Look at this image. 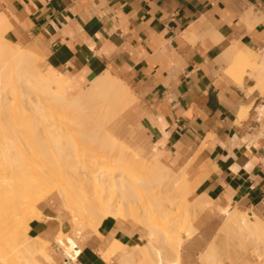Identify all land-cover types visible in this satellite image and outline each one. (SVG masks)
I'll list each match as a JSON object with an SVG mask.
<instances>
[{
	"label": "crops",
	"instance_id": "obj_1",
	"mask_svg": "<svg viewBox=\"0 0 264 264\" xmlns=\"http://www.w3.org/2000/svg\"><path fill=\"white\" fill-rule=\"evenodd\" d=\"M0 15L8 42L64 77L67 99L105 73L125 85L132 101L105 132L148 163L184 171L195 186L187 201L206 203L181 245V264H202L210 242L220 251L218 208L264 224V87L252 69L264 68V0H0ZM231 51L251 65L238 78L227 73ZM50 197L28 235L47 242L53 264H119L99 249L145 241L140 226L112 218L74 238L46 212L57 202ZM60 231L80 249L74 259L56 244ZM239 264H264V256Z\"/></svg>",
	"mask_w": 264,
	"mask_h": 264
},
{
	"label": "bare ground",
	"instance_id": "obj_2",
	"mask_svg": "<svg viewBox=\"0 0 264 264\" xmlns=\"http://www.w3.org/2000/svg\"><path fill=\"white\" fill-rule=\"evenodd\" d=\"M6 21L0 15V159L6 161L0 160V264H41L39 260L53 264L46 252L47 242L27 234L29 222L42 217L37 206L52 195L59 200V208L76 235L85 227L96 232L107 218L131 220L145 231L141 245L128 248L113 242L107 249H99L105 262L116 259L119 264H181V245L192 235L191 221L206 203L187 201L195 186L188 183L184 171L174 172L158 161L151 167L147 157L141 159L128 153L114 136L105 132V125L132 101L125 85L105 73L91 81L86 90L67 99L61 92L64 77L49 68L41 71L35 54L5 39ZM227 60V73L234 78L251 67L247 57L236 51H231ZM252 69L257 75V86L264 87V68ZM89 102L100 104L101 114H96L93 121L100 134L94 133L87 121L81 125L80 117V123L77 117L73 120L76 123L70 120ZM26 106L30 113L37 114L30 121L36 120L48 139L58 140L51 139L55 163H28V169L23 162L18 165L11 160L7 138L18 122L13 119H22L28 111ZM81 141L85 148H79V154ZM80 158L83 161L72 163ZM16 165L24 166L18 168L23 180L19 175L15 178ZM218 212L222 217L220 236L238 239L243 255L250 253L258 259L264 256V224L255 215L232 207L218 208ZM245 240L251 244L246 245ZM55 242L72 259L80 254L75 241L61 231ZM207 248L199 257L200 262L222 264L217 245L210 242Z\"/></svg>",
	"mask_w": 264,
	"mask_h": 264
},
{
	"label": "rangeland",
	"instance_id": "obj_3",
	"mask_svg": "<svg viewBox=\"0 0 264 264\" xmlns=\"http://www.w3.org/2000/svg\"><path fill=\"white\" fill-rule=\"evenodd\" d=\"M24 48H28L27 46H23ZM40 57V56H39ZM37 66L38 68L41 70V71H45L47 68L45 67V64H44V61L43 59L40 57L39 61L37 62ZM23 104V103H22ZM85 106V109H81V111H78L77 114L73 117H71V121H73L74 119L76 120V117H77V120L78 118L80 117L82 123L81 125H83L86 121L89 123V126H92V128H94V133H99L100 134V131L98 130L97 128V124L94 123L93 121H96V117L97 116L96 114H101V110H100V104L99 103H93V102H89L87 105H84ZM24 107L25 109H27L28 111L24 113V117L21 119V118H15L13 119L14 121H18L16 122V124H14L13 126V129L14 131H10V135L9 137L7 138V144H9L10 148H11V153H14L12 155L9 154L11 160L13 161V163H17L18 165L21 164L22 162L24 163V166L25 167H28L29 169V166L28 163H55L54 160L56 159L54 157V155H52L54 152L52 150L53 149V141L57 142L58 140L54 137H52L51 139H48V137H46L42 132H41V127H39L36 123V120L35 121H30V119H32L33 115L34 117L37 115L35 112L33 113H30L31 111L29 110L30 107ZM84 112H83V111ZM100 110V112H99ZM78 113H81V114H78ZM32 117V118H31ZM75 117V118H74ZM30 118V119H29ZM37 118V116L35 117V119ZM73 118V119H72ZM21 119V120H20ZM34 119V118H33ZM90 119V120H89ZM85 121V122H84ZM114 120L110 121L108 124L105 125V130H108V128L110 127V125L112 124ZM20 122V123H19ZM74 123H76L75 121H73ZM78 122L80 123V121L78 120ZM86 122V124H87ZM92 122V123H91ZM22 126H21V125ZM32 124V125H31ZM84 126H87V125H84ZM17 127V128H16ZM18 130V131H17ZM12 136V137H11ZM24 137V138H23ZM0 138H2V135H0ZM47 138V139H45ZM1 140V139H0ZM52 142V143H51ZM64 143V142H63ZM14 144V146H13ZM52 146H50V145ZM81 146L78 147V149L82 147V150L83 148H85V143L83 141H81ZM13 148H12V146ZM39 145V146H38ZM49 145V146H48ZM51 147V148H50ZM21 150H20V149ZM80 149H79V154H81L80 152ZM48 150V151H47ZM34 151V152H33ZM52 151V152H51ZM55 151V150H54ZM69 151H72V150H69ZM128 153H130L128 150H126ZM22 152V153H21ZM25 152V154H24ZM50 152V153H48ZM18 153V154H17ZM44 153V154H43ZM132 154V153H130ZM17 155V156H16ZM21 155V156H20ZM26 156V157H22V156ZM35 155V156H34ZM40 155V156H39ZM47 155V156H46ZM51 157H50V156ZM133 155V154H132ZM29 156V157H28ZM39 156V159L37 158ZM44 156V157H43ZM46 156V157H45ZM50 158H49V157ZM14 157V159H12ZM22 157V158H21ZM42 157V158H41ZM54 157V158H53ZM24 158V159H23ZM140 158V157H139ZM30 161H29V160ZM36 159H38L37 161H35ZM47 159V160H46ZM84 158H80L79 160H76V161H73L72 163H80L81 160L83 161ZM142 159V158H141ZM1 160V159H0ZM26 160V161H24ZM33 160V162H32ZM40 160V161H39ZM18 161V162H16ZM43 161V162H41ZM80 161V162H79ZM85 161V160H84ZM1 163H6V161H2L1 160ZM7 163H10V162H7ZM22 163V164H23ZM84 163V162H83ZM87 163V161L85 162ZM154 163L155 161L154 160H150V162L148 163L149 166L153 167L154 166ZM111 165H116L115 163H111ZM22 166V165H20ZM20 166H17L14 167V171H15V178L18 179V177L20 176V178L22 179V176L20 175V170L18 171V168ZM22 166V167H24ZM79 166V165H78ZM81 166V165H80ZM80 166L78 168H80ZM20 169V168H19ZM22 169V168H21ZM23 170H25V168L22 169V172ZM18 171V172H17ZM26 172V170H25ZM23 172V173H25ZM19 175V176H18ZM28 176V175H27ZM24 179L27 178V177H23ZM23 180V179H22ZM190 196V195H189ZM188 196V197H189ZM53 197L57 200V202L59 203V200L57 199V197L55 195H53ZM187 197V198H188ZM55 202V203H52V205L50 207H47L45 208V210H47L46 212L47 213H50L54 219L56 221H54V223L56 224V226H58V229L59 227L62 228L63 232H69L72 237L76 238V237H79V235H76V233L74 231H71V225L69 224V220L67 219V216L62 212V210L59 208V204ZM59 209V210H58ZM43 218V215L41 218H36L35 220H41ZM195 219V218H194ZM192 220V218H191ZM131 221V220H129ZM194 220H192L191 222L193 223ZM133 222V221H131ZM190 222V223H191ZM134 224H136L135 222H133ZM189 223V224H190ZM192 223H191V227H192ZM137 225V224H136ZM139 226V225H138ZM28 230V229H27ZM90 231V228L88 227H85L84 231ZM193 230V228H192ZM219 230V229H218ZM218 230L215 232L217 233ZM83 231V232H84ZM82 232V233H83ZM81 233V234H82ZM214 233V237L216 236V234ZM27 234H28V231H27ZM193 234V233H192ZM183 236V233L181 234ZM29 236V235H28ZM213 237V238H214ZM31 238H36V237H31ZM246 241V245H250L251 242H248V240H245ZM227 242L229 243V245H227ZM240 242L238 239H235V237H230V236H222L221 237V247H220V251H219V254H220V258L224 261H227L229 262L230 264H239L241 263L242 261L246 260V259H256L252 254H246V256L244 258H241L243 256L242 254V250H240ZM159 245L163 246L162 245V242H159ZM250 247V246H249ZM218 248V247H217ZM239 259V261H237ZM41 264H44L45 262L42 261V260H39ZM237 261V262H236Z\"/></svg>",
	"mask_w": 264,
	"mask_h": 264
},
{
	"label": "built area",
	"instance_id": "obj_4",
	"mask_svg": "<svg viewBox=\"0 0 264 264\" xmlns=\"http://www.w3.org/2000/svg\"><path fill=\"white\" fill-rule=\"evenodd\" d=\"M77 257V256H76Z\"/></svg>",
	"mask_w": 264,
	"mask_h": 264
}]
</instances>
